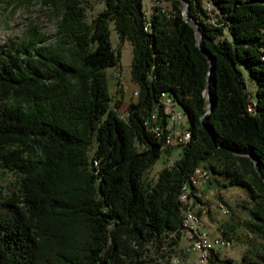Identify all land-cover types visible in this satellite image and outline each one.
Wrapping results in <instances>:
<instances>
[{"label": "trees", "instance_id": "1", "mask_svg": "<svg viewBox=\"0 0 264 264\" xmlns=\"http://www.w3.org/2000/svg\"><path fill=\"white\" fill-rule=\"evenodd\" d=\"M101 1L89 17L85 0H0L56 15L53 34L31 24L0 45V168L16 181L0 194V264H170L184 184L200 213L198 166L208 185L244 189L245 225L264 232V0H209L215 22L202 0H165L149 16L144 0ZM111 26L133 48L125 117L109 87ZM163 95L187 117L184 144H165ZM172 146L179 156L147 180ZM205 264H264V248L238 263L210 248Z\"/></svg>", "mask_w": 264, "mask_h": 264}, {"label": "rangeland", "instance_id": "2", "mask_svg": "<svg viewBox=\"0 0 264 264\" xmlns=\"http://www.w3.org/2000/svg\"><path fill=\"white\" fill-rule=\"evenodd\" d=\"M88 5V16L103 7L101 0H85ZM202 8L209 16L208 21L215 22L216 10L209 0H202ZM158 4L166 9L170 8V3L165 0H144L143 7L146 15L149 16L151 8ZM186 13L189 10L188 2L183 1V9ZM199 14V12H198ZM205 18V17H204ZM206 19V18H205ZM56 15L48 7L38 3L20 4L16 6L0 5V45L8 44L10 41L19 40L25 33L26 28L31 24L36 26L39 31L51 35L55 31ZM113 48L120 52V62L116 67L107 69L109 76V87L113 102L120 100L117 113L121 117L126 116V108L129 102L136 100V84L130 76V63L132 58V44L128 40H121L116 31L111 26L110 33ZM251 91L253 90L250 87ZM114 107L113 103L111 104ZM181 112V108L177 107ZM187 123V117L182 115ZM182 149L180 146H172L166 152H162L155 163L145 172L147 180L154 181L158 171L165 165L172 164L179 156ZM196 195L199 201L196 202L194 210H199V229L205 232L208 237L214 238L221 236L222 232L229 234L232 238L228 246H214L221 258H229L234 262H240L242 254L249 248L261 245L264 248V232L254 234L246 227L249 219L248 210L251 200L247 192L239 187H220L216 184L208 185L206 181L196 185ZM16 192L15 176L0 168V194L10 196ZM224 205L227 211H222ZM191 236L182 233L177 239L174 251L169 256L170 264H205L202 253L193 251L191 246Z\"/></svg>", "mask_w": 264, "mask_h": 264}, {"label": "built area", "instance_id": "3", "mask_svg": "<svg viewBox=\"0 0 264 264\" xmlns=\"http://www.w3.org/2000/svg\"><path fill=\"white\" fill-rule=\"evenodd\" d=\"M162 103L166 114L165 144H179V140L183 139V137L187 135L186 123L184 122L182 116L183 113H181L170 97L162 96ZM155 131L158 135L162 133V130L159 127H155ZM208 178L209 171L202 166H198L194 170L191 182L194 186H196L200 182L207 181ZM181 200L186 204L183 212L184 232L191 236L192 240L190 248L193 251H199L202 253L201 260L203 262H205L210 248H214V246L230 245L231 240L221 236H216L210 239L205 232L199 229V216L190 213V206L193 199L190 195L189 186L186 184L182 186ZM221 209L223 212L227 211L224 205H221Z\"/></svg>", "mask_w": 264, "mask_h": 264}, {"label": "bare ground", "instance_id": "4", "mask_svg": "<svg viewBox=\"0 0 264 264\" xmlns=\"http://www.w3.org/2000/svg\"><path fill=\"white\" fill-rule=\"evenodd\" d=\"M163 96H166V95H163ZM166 97H168V96H166ZM181 113H182V112H181ZM186 132H187V135H185V136L183 137V139H180V140H179V144H184V143H186L187 140L190 138V131L187 129V127H186ZM190 213H191V214H194V215H196V216H198L197 213L194 212V211H190Z\"/></svg>", "mask_w": 264, "mask_h": 264}, {"label": "water", "instance_id": "5", "mask_svg": "<svg viewBox=\"0 0 264 264\" xmlns=\"http://www.w3.org/2000/svg\"><path fill=\"white\" fill-rule=\"evenodd\" d=\"M186 7H187V5H186V6L184 7V9H183V14H184V16L187 17L188 15H187V13H186Z\"/></svg>", "mask_w": 264, "mask_h": 264}]
</instances>
